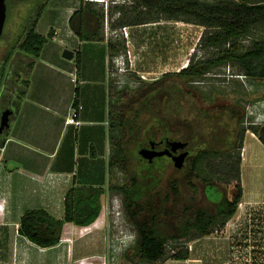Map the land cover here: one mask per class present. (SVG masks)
I'll list each match as a JSON object with an SVG mask.
<instances>
[{"label":"rangeland","instance_id":"374dc122","mask_svg":"<svg viewBox=\"0 0 264 264\" xmlns=\"http://www.w3.org/2000/svg\"><path fill=\"white\" fill-rule=\"evenodd\" d=\"M125 1L126 4H123L124 6L120 10H122L121 12H126V19H130V17L132 19L133 14L130 13V7H132L133 0ZM76 2H79L78 5H84L89 1L5 0V22L0 36V74L7 51L20 38L27 21L34 11L44 5L43 13L36 29L38 34L47 36L51 26L54 25L59 28L61 24V30L64 33L66 26L64 21L60 19L68 8L75 6ZM93 9L105 11L103 6L96 4ZM103 27L106 31L109 29L105 21ZM177 29L186 34L191 32L194 27L191 24H188V26L180 24ZM63 38L64 34H59L56 41ZM190 38L191 36L186 42L189 47L192 44ZM263 38V29L252 30L250 35L239 42V47L241 50L247 49L251 40L260 41ZM192 50L190 57L186 56V52L181 53L183 57L184 55L186 57L181 60V64L178 67L167 66L168 63L166 62L167 67H165L164 71H175L180 67H186L188 61L197 63L203 58L210 56L209 52L205 54L197 46L195 48L192 47ZM81 51H83L82 56L86 60L91 59V47L81 48ZM16 56L17 54H14L11 57V60L6 64L3 79L1 80L0 78V92L1 90L4 91L2 96L6 95L7 99L5 102H8V105L15 98V89H12L15 82L14 79L16 77L17 80L18 78H25V71L23 66H20V62L25 64L28 61L22 56L18 58ZM98 57L96 56L92 60L98 62ZM74 65H77L76 61L73 62ZM91 65L90 60L89 67ZM9 69L12 71L9 77L10 82L9 80L6 82ZM108 69L109 73L112 74L109 80L110 87H114V90L120 95L113 99L112 103L116 106H119L122 102L127 103L124 112L127 123L126 131H124V133L126 132L124 170L119 166L113 169H110L109 166L107 168V161L109 160H105V179L108 181L109 189L106 195L103 196L101 206L107 215L103 224V234L105 236L103 240L107 249L93 247L96 239L92 237V232L90 231L95 229L97 224L86 230L87 232L85 233H90L91 235L84 239L75 236L73 227L70 226V233L67 234L68 231L66 233L62 232L63 235L59 244L50 250H39L33 245L26 244L17 234L18 228L15 225V233L12 231L11 236L10 234L6 235L4 231H0V264H69L70 261L66 262V258L69 260L71 257V262H74L80 257L86 255L89 257L96 256L95 254L102 257H100V260L93 258L91 260L92 264H146L142 261H132L131 257L134 253L137 239L136 231L124 216L122 195L114 193L111 188L128 185L129 178L134 176L145 192L144 197L137 202L139 218L145 220L159 233H175L182 222L179 216L183 213L185 207L194 206L195 208L212 210L211 201L204 196V182L201 177H195L196 174H189V162L186 158H193L203 149H215L219 153H228L235 143L237 131L241 126H264V121L260 122L259 119V122H255L254 117L248 115L251 110H257L258 114L262 113L264 116V80H254L242 75H236L239 72L232 66H222L195 80L177 76V74L171 72L157 80L158 84L154 90L149 93H143L144 95H139V92H137L140 88V82L148 84L156 82L155 80L152 81V78H155L154 76L142 75V69L134 68L140 73L137 77V74L128 72L126 64L125 72H120L121 69L118 70L119 68L111 60L109 61ZM94 72L95 74L97 73L96 70ZM119 97L123 98L120 99ZM5 107L0 103V117ZM10 111L13 112V108ZM14 116L9 120V123H12ZM131 122L134 129L129 132ZM7 133L8 131L3 132L0 138L4 139ZM165 137L170 139L169 143L178 140L185 143V148H187L185 152L188 155L183 162L184 171L176 169L173 161L165 157L154 158L151 164L139 159L137 155L139 145L147 146L148 141L157 142ZM112 138L118 140L120 131L114 129ZM61 147L60 156L63 155L67 145L62 144ZM259 147L258 149L257 146H253V155L248 158L245 154L244 156L242 155L241 150L240 169L245 186L250 189L256 186L259 190H254L247 198L249 199V206L242 207L243 213L251 215V221L249 223L245 222L239 234V239L242 242L239 243L247 245L249 241L254 243L255 246L264 248V222L262 221L264 217V150L261 146ZM115 154V148L113 147L109 159ZM101 163L103 162H100L99 165ZM15 168L11 161H7L5 157H0V189L6 188L13 196L10 207L13 209V218H15L16 222L18 221L19 213L23 214L27 210H39L41 208L43 210L47 207L32 206L26 203L27 194L38 191V188L33 183L28 184L25 180H20ZM20 185L25 187L22 197L20 196L21 193L18 194ZM217 187L227 198H231L233 184L217 183ZM48 198L49 194L46 195L44 203ZM239 211L241 209L237 210L235 215L239 214ZM212 236L218 237L220 233ZM88 239L90 245H84L83 243ZM65 240H69V242L67 243ZM15 241H19L22 245L21 247L19 245L17 253L16 247L11 244L14 243L16 245ZM187 247L190 251L189 244ZM173 248V244L167 246V249ZM69 249L71 251L73 249L75 259L72 258L71 251L70 256H67ZM196 251V255H200L203 264H264V249H196Z\"/></svg>","mask_w":264,"mask_h":264},{"label":"crops","instance_id":"0c3cea01","mask_svg":"<svg viewBox=\"0 0 264 264\" xmlns=\"http://www.w3.org/2000/svg\"><path fill=\"white\" fill-rule=\"evenodd\" d=\"M94 3L104 7V12L102 10L98 12L104 14L103 26L105 21L109 29L106 31L103 27L101 41L90 43L80 41L68 27V20L73 12L78 9L79 2L68 8L60 19L64 21L66 26L64 33L61 30L62 24L59 25V28L54 25L49 28L52 37L43 45L39 57L34 61L28 76L26 93L21 99L18 112L12 123H9V128L6 130L8 133L4 137V146L0 149V157H5L7 161H11L15 165L16 174L20 180H25L28 184L33 183L38 188V191L27 194L26 203L32 206L47 207L43 211L57 220L63 218V201L70 188L105 189V193L99 199L100 205L103 196L108 192V181L105 179L104 169L106 167L105 160H109L112 150L109 106L113 105L112 101L118 95V92L114 90L115 88L110 87L109 84L110 76H112L108 69L109 61L111 60L113 63V59L122 56L126 67H128V72L137 74L138 77L140 73L134 68L142 69V75L154 76L152 81H157L168 73L178 74L180 70L185 68L183 66L175 71H164L168 65L178 67L184 57H190L191 52H193L192 47L195 48L198 45L203 32L202 27L192 25L194 29L185 34L177 28L180 24L185 26L188 24L159 21L139 26H124L122 28H126L128 33L125 38L120 33L122 28L115 26L120 18L119 9L122 7V3L117 5L112 0L94 1ZM117 31L118 35L116 36ZM59 34H64V38L56 41ZM189 36L192 40L190 47L186 43ZM116 41L117 43H115ZM108 43L113 47L120 45L123 49L117 55L110 57ZM84 47H91L90 60L92 65L90 67V60H86L82 56L81 48L84 49ZM181 47L184 49L182 50ZM64 51L70 53L71 57H64ZM185 52L186 56L183 57L181 53ZM76 56L78 58L77 65L73 66ZM96 56H99L98 62L92 60ZM166 62L168 63L167 66ZM95 67L97 68L95 69ZM73 78L75 81L72 80ZM73 102L82 107L77 118L80 123L77 127L65 123ZM62 144L67 145V147L63 155L60 156ZM253 146H257L258 149L261 146L264 150V146L257 138L247 131L244 135L242 155L245 154L247 158L251 157ZM100 162H103L101 163L102 166L99 165ZM2 170L1 172L4 171ZM240 180L242 198L237 210L241 209V211L228 221L220 232V236L205 237L189 243L191 250L189 251V259L186 261L168 260L163 264H203L200 255H196V249H264L249 242V239L245 240L249 243L247 245L239 243L242 242L239 239V234L245 222L251 221V215L243 213L242 207L249 206V199L247 198L254 190H259L256 186L252 189L245 186L241 169ZM103 183L104 185L100 186ZM24 189L25 187L22 185L18 187V194L21 193V197L24 194ZM47 194H49V198L44 203ZM38 197L41 200L40 203ZM12 198L13 196L6 188L0 189V231H4L6 235L10 234V236L11 232L15 230V225L18 228V222L22 215L19 213L18 221L15 222L13 209L10 207ZM106 216L101 206L98 218L90 225L97 224L96 228L90 231L92 237L96 239L93 247L97 249H107L103 240L105 237L103 224ZM262 221L264 222V217ZM70 226L73 227L75 236L84 239L91 235L90 233L78 235L79 227H74L72 224H65L63 233L67 231V234L70 233ZM20 238L26 244L33 245L26 239ZM89 242L88 239L83 244L90 245ZM15 243L16 245L11 244L16 247L17 253L19 245L20 247L22 245L19 241H15ZM193 249L195 255L192 253ZM71 255L75 259L73 249ZM95 255L91 257H102L98 254ZM83 258H89V256L86 255L76 260Z\"/></svg>","mask_w":264,"mask_h":264},{"label":"trees","instance_id":"16d2710c","mask_svg":"<svg viewBox=\"0 0 264 264\" xmlns=\"http://www.w3.org/2000/svg\"><path fill=\"white\" fill-rule=\"evenodd\" d=\"M94 5L93 0H89L84 5L80 4L68 20L70 31L82 42L101 41L104 16L103 13L93 9ZM124 5L122 4V6ZM43 6L30 16L20 38L10 47L4 58L0 74L1 80L5 75L6 64L14 54H17V58L22 56L28 60L25 64L20 62V66H23L25 71V78L17 80L16 77L14 79L12 89H15V98L11 100L10 105L5 102L6 95L2 96L4 91L0 92V103L6 106L3 112L13 108L10 119L14 114H17L21 99L26 93L28 76L34 61L39 57L43 45L52 37L51 32L47 36H42L36 31L43 13ZM130 8V13L133 14L132 19L131 17L126 19V12H121L122 10L119 9L120 18L115 24L117 28L159 21L182 22L203 28L197 48L205 54L209 52L210 56L197 63L188 61L187 66L180 70L177 76L195 80L222 66H232L239 72L236 75L254 80H264V38L260 41L251 40L247 49L241 50L239 47V42L250 35L252 30H264V0H133ZM108 49L110 50L109 56L113 57L123 48L120 45L113 47L108 43ZM77 61L76 56V64ZM11 72L9 69L6 82L9 80ZM157 84L158 81L150 84L140 82L137 92L139 95L152 92ZM125 103L122 102L119 106L115 104L109 106L110 128L112 131L114 129L120 131L118 140L110 139L116 153L109 159L110 169L119 166L124 170L126 135L124 131H126L127 123L124 117L127 105ZM72 105L76 106L77 103L73 102ZM133 129L134 126L131 122L129 132ZM246 131L252 133L264 146V126H241L237 131L235 143L228 153H219L215 149H203L193 158H186L189 162V174H196L195 177H201L204 182V196L211 201L212 210L194 206L185 207L179 216L182 222L175 233H159L149 223L139 218L137 202L144 197L145 192L134 176L129 178L128 185L111 188L114 193L122 195L124 216L136 231L137 239L131 257L132 261H142L146 264H163L168 260L186 261L189 259L187 247L189 243L218 234L224 229L228 221L236 214L242 198L240 165ZM169 141L170 139L166 138L165 142L168 145ZM4 142L5 140L0 138V149L3 148ZM150 143L157 144L148 141L147 146ZM147 146L139 145L138 150L148 148ZM151 163L147 162V164ZM217 183L233 184L231 198H227L218 190ZM103 185L104 183L100 186ZM108 189L109 187H107V191ZM104 193L105 189L103 188H70L63 201V218L61 220L53 218L43 210H27L19 219L17 234L40 249H51L59 244L65 224L84 228L95 222L101 210L99 199ZM169 244H173L174 248L167 249Z\"/></svg>","mask_w":264,"mask_h":264},{"label":"water","instance_id":"95a60500","mask_svg":"<svg viewBox=\"0 0 264 264\" xmlns=\"http://www.w3.org/2000/svg\"><path fill=\"white\" fill-rule=\"evenodd\" d=\"M5 22V0H0V36L2 33V28ZM63 56L66 58H70V53L67 51L63 52ZM11 111H5L1 114L0 117V135L8 130L9 128V119L11 116ZM170 150L168 151H159L156 152L154 150V144L150 143L148 148H140L138 150V156L140 159L145 160L148 163H151L154 158H160L163 156L171 157L172 153L176 152L177 150H183L185 148V143L182 142H173L169 144ZM188 153L183 152L179 154L176 158H174L173 163L174 167L178 170H184V160L187 157Z\"/></svg>","mask_w":264,"mask_h":264},{"label":"built area","instance_id":"2783aa9c","mask_svg":"<svg viewBox=\"0 0 264 264\" xmlns=\"http://www.w3.org/2000/svg\"><path fill=\"white\" fill-rule=\"evenodd\" d=\"M94 1L95 2H103V0H94ZM120 33L125 38L128 36V33L126 31V28H122L120 30ZM113 63L115 64V66H117L119 68L118 70L121 69L120 72H125V62H124V59H123L122 56L121 57H117L116 59H113ZM72 80L75 81L74 78ZM81 110H82L81 105H78V104L76 106L75 105H71L70 106V110H69V115L66 118L65 123L67 125H71V126H74V127L79 126L80 123L78 122L77 118H78V115H79V113H80ZM248 115L254 117L255 122H259V119H260V122L264 121L263 114L262 113L261 114H258V111L257 110L256 111H252L251 110ZM87 229H88V227H84V228H80L79 227V229L77 230V234L78 235H85L86 234L85 232H87L86 231ZM65 241L67 243L69 242V240H65ZM70 251H71L70 249L67 251V256H70ZM93 258L92 257L83 258V259L76 260L74 262H69L70 260H68V262H69V264H92V261L91 260ZM97 259L100 260L101 258H97Z\"/></svg>","mask_w":264,"mask_h":264},{"label":"flooded vegetation","instance_id":"af4514ba","mask_svg":"<svg viewBox=\"0 0 264 264\" xmlns=\"http://www.w3.org/2000/svg\"><path fill=\"white\" fill-rule=\"evenodd\" d=\"M165 140H166V137L165 138H162L161 140H159V141L156 142L157 144L154 146V150L156 152L170 150V147H169L168 143L165 142ZM186 150H187V148H185L182 151L181 150H177L176 152L172 153V156L171 157H167V156H163V157L168 158L171 161H173L174 158H176L179 154H181L182 152H185Z\"/></svg>","mask_w":264,"mask_h":264},{"label":"clouds","instance_id":"9594fccd","mask_svg":"<svg viewBox=\"0 0 264 264\" xmlns=\"http://www.w3.org/2000/svg\"><path fill=\"white\" fill-rule=\"evenodd\" d=\"M112 2L114 3V4H120V3H122V4H125L126 3V1L125 0H112Z\"/></svg>","mask_w":264,"mask_h":264}]
</instances>
